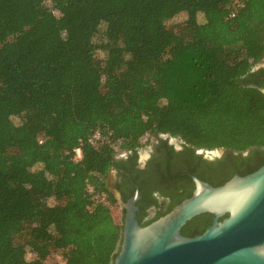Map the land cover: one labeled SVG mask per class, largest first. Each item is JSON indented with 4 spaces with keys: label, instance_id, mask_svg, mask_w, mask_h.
Here are the masks:
<instances>
[{
    "label": "trees",
    "instance_id": "16d2710c",
    "mask_svg": "<svg viewBox=\"0 0 264 264\" xmlns=\"http://www.w3.org/2000/svg\"><path fill=\"white\" fill-rule=\"evenodd\" d=\"M263 59L264 0H0V264H114L152 135L264 155Z\"/></svg>",
    "mask_w": 264,
    "mask_h": 264
},
{
    "label": "water",
    "instance_id": "95a60500",
    "mask_svg": "<svg viewBox=\"0 0 264 264\" xmlns=\"http://www.w3.org/2000/svg\"><path fill=\"white\" fill-rule=\"evenodd\" d=\"M197 181L191 198L147 226L136 219L138 196L122 205L114 264H264V165L219 187ZM204 212L215 214L214 224L201 235L183 236L182 227Z\"/></svg>",
    "mask_w": 264,
    "mask_h": 264
},
{
    "label": "flooded vegetation",
    "instance_id": "af4514ba",
    "mask_svg": "<svg viewBox=\"0 0 264 264\" xmlns=\"http://www.w3.org/2000/svg\"><path fill=\"white\" fill-rule=\"evenodd\" d=\"M254 71H262L255 79L264 86V59ZM145 142L147 144L133 151L116 154L120 166L112 170L108 178L109 187L121 206L138 196L136 219L141 226L169 214L191 198L197 190V180L219 187L236 176L254 173L264 162L263 152L256 149L245 152L199 149L180 138L162 134L152 135ZM125 214L123 207L124 219ZM223 217L219 218L220 222ZM215 219L211 212L196 215L182 227L181 234L201 235Z\"/></svg>",
    "mask_w": 264,
    "mask_h": 264
},
{
    "label": "rangeland",
    "instance_id": "374dc122",
    "mask_svg": "<svg viewBox=\"0 0 264 264\" xmlns=\"http://www.w3.org/2000/svg\"><path fill=\"white\" fill-rule=\"evenodd\" d=\"M186 19V17L184 16V15H180V16H178L177 18H175L174 20H172L171 22H170V25H175L176 23H180V22H182V21H184ZM105 55V54H104ZM103 55V56H104ZM16 123H18V119H15L14 120ZM119 214H120V212H119ZM33 255L32 254H30V253H27V258L28 259H33ZM49 263L50 264H55V263H58V264H61L62 263V261H61V256H59V255H55V256H53L50 260H49Z\"/></svg>",
    "mask_w": 264,
    "mask_h": 264
},
{
    "label": "built area",
    "instance_id": "2783aa9c",
    "mask_svg": "<svg viewBox=\"0 0 264 264\" xmlns=\"http://www.w3.org/2000/svg\"><path fill=\"white\" fill-rule=\"evenodd\" d=\"M232 16H235V13H233ZM95 138H99V134H97L95 136ZM75 153H76L75 160L76 161L81 160L82 159V150H81V147L76 148L75 149ZM97 199H98V197H97Z\"/></svg>",
    "mask_w": 264,
    "mask_h": 264
}]
</instances>
